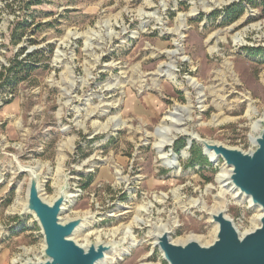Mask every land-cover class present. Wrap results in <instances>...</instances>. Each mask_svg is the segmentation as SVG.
Wrapping results in <instances>:
<instances>
[{
  "label": "rangeland",
  "instance_id": "rangeland-1",
  "mask_svg": "<svg viewBox=\"0 0 264 264\" xmlns=\"http://www.w3.org/2000/svg\"><path fill=\"white\" fill-rule=\"evenodd\" d=\"M242 1L241 17L228 23L225 9ZM21 51L20 60L39 63L28 80L0 90V264L46 260L42 231L24 210L29 169L45 201L68 193L64 222L87 218L72 237L77 244L114 246L105 264H168L155 244L158 225L169 227L172 243L210 246L221 201L240 235L260 226L261 208L220 180L230 169L189 135L255 151L264 122L261 7L247 0H0V71ZM176 107L189 108L190 134L160 148L169 137L160 131L164 117ZM140 208L157 225L137 226L131 236L141 245L129 250L128 226L149 217Z\"/></svg>",
  "mask_w": 264,
  "mask_h": 264
},
{
  "label": "water",
  "instance_id": "water-1",
  "mask_svg": "<svg viewBox=\"0 0 264 264\" xmlns=\"http://www.w3.org/2000/svg\"><path fill=\"white\" fill-rule=\"evenodd\" d=\"M260 123L263 127L255 140L256 149L251 153L208 142L195 133L189 135L192 146L196 143L203 148L205 155L213 153L216 160L224 161L231 170L230 184L233 188L249 199L254 207L261 208L260 226L240 235L224 210L212 214L217 234L210 246H201L198 242L174 245L170 234L158 239L156 246L168 264H264V122ZM26 171L30 174V182L24 210L35 217L45 240L46 260L37 264H99L113 252L114 246L104 242L87 248L77 244L72 237L87 218L64 222L61 216L68 202V193L62 189L52 203L45 201L40 194L36 170ZM24 264L36 263L30 260Z\"/></svg>",
  "mask_w": 264,
  "mask_h": 264
},
{
  "label": "bare ground",
  "instance_id": "bare-ground-1",
  "mask_svg": "<svg viewBox=\"0 0 264 264\" xmlns=\"http://www.w3.org/2000/svg\"><path fill=\"white\" fill-rule=\"evenodd\" d=\"M194 84V87L195 88H197V89H199L200 88V86L198 85V84H195V83H193ZM204 97V96H203ZM189 110V108H181V107H176L173 111H170L169 113H167L166 115H165V117H164V124H163V126L161 127V130L160 131H162L161 133L163 134V135H166L167 137H168V139L166 140V141H162L161 142V145L162 146H160V148H163V147H167V146H170V145H172L173 144V142L176 140V138H177V136L178 135H189L190 133L187 131V129H186V126H187V123L191 120V118L188 116V117H184L183 115L184 114H186V112ZM189 113V112H188ZM187 113V114H188ZM256 113V111L255 110H253V109H251L249 112H248V115H249V117H251V115L253 116V114H255ZM171 125L172 127L174 126V129H171V128H169L168 126H165V125ZM253 128L256 130V129H259V127H258V125H254L253 126ZM191 135V134H190ZM190 145V144H189ZM189 150V148L187 147L186 148V150L183 152V154H182V158H185L186 157V155H187V151ZM207 156L211 159V161L213 160V161H217L216 159H215V157H214V154L213 153H207ZM168 157H170V155H166V157H162L163 159H165V158H168ZM166 160V159H165ZM169 168H176L177 167V163H175V162H169L168 163V165H167ZM180 168V167H179ZM179 168H178V170H179ZM227 173V172H226ZM230 176H231V170H229L228 171V173L227 174H225V176L224 177H221L220 178V180H222V179H224L225 177H226V179L228 180V181H230ZM226 179H225V181H226ZM223 181V180H222ZM227 182V181H226ZM237 191V190H236ZM238 192V191H237ZM239 194V193H238ZM221 196V199L224 197V195H225V192H223L222 194H220ZM247 199V198H246ZM247 200H249V199H247ZM223 201H221V203H219L218 204V207H217V209L215 210V211H213V214H218L219 212H221L222 211V207L224 206V202L222 203ZM242 203V202H241ZM205 205V204H204ZM204 205L201 207V208H204ZM193 207H197L196 206V203H193ZM147 208V207H146ZM145 208V210L148 212V209H146ZM189 208H191V207H189ZM188 208V209H189ZM198 208V207H197ZM200 208V209H201ZM145 210H141V208H140V211L141 212H145ZM188 211V210H187ZM204 211V210H203ZM146 212V213H147ZM149 213V214H148ZM147 213V215H149V217L147 218V219H144V218H138L137 220H136V222L135 221H133V223L132 224H130L129 226H128V228L127 229H129L128 230V232H127V234L126 235H128V237H126V239L124 240V242L126 241V240H128L129 238L131 239V243H130V246H129V250H130V248H132V247H135V246H137V245H141L137 240H136V238L132 235L131 236V233L133 232V230H135V228L137 227V226H144V225H147V226H150V225H153V226H156L157 224H153L152 223V221L150 220V218H151V216H152V212H148ZM129 214V213H128ZM263 215V214H262ZM262 215H261V217H262ZM260 217V218H261ZM156 231H157V234H155L156 235V239H157V241H155L156 243L155 244H157V242H158V239L160 238V237H162L164 234H170V229H169V227L167 226V225H161V226H157L156 227ZM217 234V233H216ZM131 236V237H130ZM171 239V238H170ZM130 242V241H129ZM189 242H197V241H195V240H192V239H190L189 241H188V243ZM187 243V242H186ZM173 244L174 245H177V243H175V242H173ZM86 248V247H85ZM121 250V249H120ZM125 251V250H124ZM123 251V252H124ZM119 252V251H118ZM128 252V251H127ZM121 254V253H120ZM130 254V253H129ZM117 256V255H116ZM122 256V255H121ZM128 256H130V255H128ZM113 257V256H112ZM112 258H109V255H107L106 256V258L103 260V261H101L99 264H105L108 260H111ZM110 262V261H109ZM113 263V262H112ZM14 264V263H13Z\"/></svg>",
  "mask_w": 264,
  "mask_h": 264
},
{
  "label": "trees",
  "instance_id": "trees-1",
  "mask_svg": "<svg viewBox=\"0 0 264 264\" xmlns=\"http://www.w3.org/2000/svg\"><path fill=\"white\" fill-rule=\"evenodd\" d=\"M32 5H40L43 0H31ZM243 1L240 4H232L225 9V19L228 23L234 22L238 20L242 12L244 10ZM247 4L253 7H261L262 13L264 15V0H261V4L258 5L255 0H247ZM31 5V4H30ZM14 43H18L15 41ZM25 53V51H21L18 53L13 60L9 62L8 66H3L0 71V90H4L5 92L8 89L11 91L20 83L28 80L30 75L37 69V63H31L30 60H20V57ZM33 55H27L26 58H32ZM185 146L182 145L177 152L181 151ZM202 158L201 150L199 148L196 149ZM206 162V160H204Z\"/></svg>",
  "mask_w": 264,
  "mask_h": 264
}]
</instances>
